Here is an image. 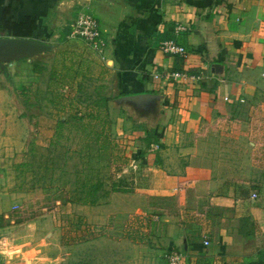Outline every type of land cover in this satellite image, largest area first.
Instances as JSON below:
<instances>
[{
    "label": "rangeland",
    "instance_id": "obj_1",
    "mask_svg": "<svg viewBox=\"0 0 264 264\" xmlns=\"http://www.w3.org/2000/svg\"><path fill=\"white\" fill-rule=\"evenodd\" d=\"M64 34L0 75V264H167L163 219L181 205L157 188L163 146L141 141L138 123L156 108L122 103L111 65ZM236 113L198 133L217 156L206 164L264 183V96ZM121 179L132 192L102 198Z\"/></svg>",
    "mask_w": 264,
    "mask_h": 264
},
{
    "label": "crops",
    "instance_id": "obj_2",
    "mask_svg": "<svg viewBox=\"0 0 264 264\" xmlns=\"http://www.w3.org/2000/svg\"><path fill=\"white\" fill-rule=\"evenodd\" d=\"M6 8L12 23L29 18L36 28L30 37L1 31L0 37L41 43L63 28L66 38L78 12L92 15L105 42L101 57L116 72L120 94L158 97L153 123H138L141 141L147 132L163 146L158 154L167 172L157 188L179 197L180 213L163 219L162 240L182 253V264H264L263 181L245 184L242 171L206 164L217 156L203 151L198 135L235 117L241 103L264 96V0H0V22ZM177 26L186 31L175 35ZM170 39L186 50L185 58L158 50ZM28 56L2 58L1 77H14ZM214 65L221 66L219 74ZM181 70L203 79L188 85L152 77ZM181 159H188L186 166Z\"/></svg>",
    "mask_w": 264,
    "mask_h": 264
},
{
    "label": "built area",
    "instance_id": "obj_3",
    "mask_svg": "<svg viewBox=\"0 0 264 264\" xmlns=\"http://www.w3.org/2000/svg\"><path fill=\"white\" fill-rule=\"evenodd\" d=\"M186 31L183 26H177L174 29V34L177 35ZM69 40H80L86 46L91 48L99 55L103 54L105 49V42L102 38L99 24L97 20L90 14L80 11L77 13L73 22L69 25V32L66 36ZM158 50L164 55L172 57L185 58L187 56L186 50L180 46L175 40H165L159 43ZM154 80H165L169 82H180L183 84L194 85L203 79V74H191L187 71H174L167 74H154ZM251 199L256 200L257 195L252 194ZM207 245L206 242H204ZM167 264H182L183 255L178 250H169L165 254Z\"/></svg>",
    "mask_w": 264,
    "mask_h": 264
},
{
    "label": "water",
    "instance_id": "obj_4",
    "mask_svg": "<svg viewBox=\"0 0 264 264\" xmlns=\"http://www.w3.org/2000/svg\"><path fill=\"white\" fill-rule=\"evenodd\" d=\"M45 49H47V47L37 40L0 37V60L2 58L10 59L14 56L29 55ZM221 70L222 68L219 65H214L212 67V72L215 74H219ZM156 100H158V97L152 94L123 96V98L120 99L122 103L129 104L139 111L152 109Z\"/></svg>",
    "mask_w": 264,
    "mask_h": 264
},
{
    "label": "trees",
    "instance_id": "obj_5",
    "mask_svg": "<svg viewBox=\"0 0 264 264\" xmlns=\"http://www.w3.org/2000/svg\"><path fill=\"white\" fill-rule=\"evenodd\" d=\"M8 14H9V9L6 8L3 12V17L0 22V31L3 33L6 32L7 34L12 35L13 37H19L22 35H27L26 37H30L32 31L36 28L35 22L31 21L29 18H25L21 23L15 24L7 19ZM122 95L123 94H119V96H122ZM125 96H128V95H125ZM148 135L149 134L146 132L145 138L143 141H145L146 139L147 140L153 139L149 137ZM148 145H151V144H148ZM98 189L100 188L95 187L94 189H91L88 191L87 198H85L87 204L94 205L100 201V200L98 201V197L94 195L95 191H97ZM131 192H132V189L128 186L127 180L121 179L117 182H112L110 184L109 189L104 192V195L102 196V198H106L109 193L128 194ZM0 219L1 221H3V218H0Z\"/></svg>",
    "mask_w": 264,
    "mask_h": 264
}]
</instances>
